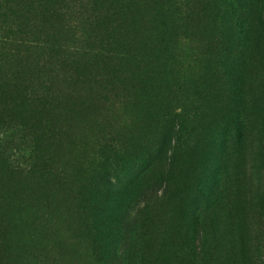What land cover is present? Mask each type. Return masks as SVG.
I'll return each mask as SVG.
<instances>
[{
  "label": "rangeland",
  "instance_id": "374dc122",
  "mask_svg": "<svg viewBox=\"0 0 264 264\" xmlns=\"http://www.w3.org/2000/svg\"><path fill=\"white\" fill-rule=\"evenodd\" d=\"M21 1L0 0V264H264V0ZM23 86L28 127L2 126Z\"/></svg>",
  "mask_w": 264,
  "mask_h": 264
},
{
  "label": "trees",
  "instance_id": "16d2710c",
  "mask_svg": "<svg viewBox=\"0 0 264 264\" xmlns=\"http://www.w3.org/2000/svg\"><path fill=\"white\" fill-rule=\"evenodd\" d=\"M40 1H43L45 5L44 4H40ZM53 1L54 0H23V1L20 2L21 3L20 9L23 10V9L27 8L28 9V11H27L28 13H31V12L32 13H36L37 10L39 8H41V7H44L43 8L44 12H47L46 8H50L49 12L52 11V10L55 11L56 8H54V7L57 4L52 3ZM62 1L63 0H60V2H62ZM234 1H237V0H234ZM103 2H109V0H103ZM93 3L97 4L98 0H95ZM259 3L262 4V0H260ZM58 5H60V4H58ZM260 7H259V9H260ZM107 10L108 9H106L105 11L103 10L102 13L106 12ZM95 11H97V10H95ZM25 33L26 34H25L24 37L25 38H30V41L32 39L36 38L35 37V30L34 31L33 30H31V31L28 30ZM39 42L40 41L37 42L36 40H33L32 42H30L29 45H27L28 47H26L24 43L19 42V46H20V48H23V49L26 47L29 50L31 47L37 46L39 44ZM32 93L33 92L31 90H29L26 86H23V87H21V89L19 90L17 95L14 94V96L16 97V100L11 102V104L5 100L4 103H5V105L8 108H7V116H6V119L2 122V126L7 124L8 120L12 116V114L13 115L14 114H18L19 116H18V124H17V126L22 128V129H26V127H28L26 125V123L27 124L30 123L29 116L32 115L37 109V108L36 109L31 108L33 106V104L30 103ZM8 97L10 98L11 95H8ZM110 224L111 225H109V224L107 225L109 228H111V227L115 228L116 227L114 222H111ZM215 232H214V234H215Z\"/></svg>",
  "mask_w": 264,
  "mask_h": 264
}]
</instances>
